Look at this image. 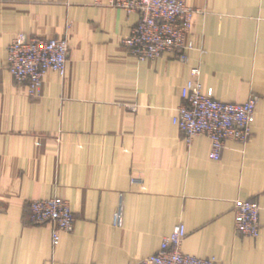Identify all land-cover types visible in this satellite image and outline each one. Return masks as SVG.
<instances>
[{"label":"crops","instance_id":"1","mask_svg":"<svg viewBox=\"0 0 264 264\" xmlns=\"http://www.w3.org/2000/svg\"><path fill=\"white\" fill-rule=\"evenodd\" d=\"M195 9L186 61L138 62L122 40L138 13L93 0H0V264H143L182 223L183 253L217 264H264V0H185ZM65 37L66 72L30 96L7 69L6 47ZM233 103L257 96L248 140L210 158L172 123L181 87ZM57 195L75 215L53 245L28 203ZM260 208V233L236 232L235 200ZM120 209L119 226L113 225Z\"/></svg>","mask_w":264,"mask_h":264},{"label":"built area","instance_id":"2","mask_svg":"<svg viewBox=\"0 0 264 264\" xmlns=\"http://www.w3.org/2000/svg\"><path fill=\"white\" fill-rule=\"evenodd\" d=\"M94 4L138 13L139 20L123 46L138 62L152 61L164 53L175 52L186 61V52L194 48L190 39L195 9L185 0H93ZM69 45L63 37L25 38L18 35L6 47L7 69L19 85L26 87L30 96L40 94L45 74L49 71L63 76L66 72ZM191 78L181 87L182 102L172 116V123L181 132L186 143L197 135L211 142L210 158L219 160L226 140L244 142L252 133L257 96L246 102L220 101L211 92L203 93L195 77L197 67L190 69ZM30 221L49 225L53 245H57L63 232L72 230L75 215L69 202L57 195L34 199L28 203ZM260 208L255 202L235 200L234 226L237 233L257 238L260 233ZM120 209L113 225L119 226ZM186 236L182 223L176 224L165 236L157 252L143 260V264H217L214 257L198 258L185 254L181 245Z\"/></svg>","mask_w":264,"mask_h":264}]
</instances>
